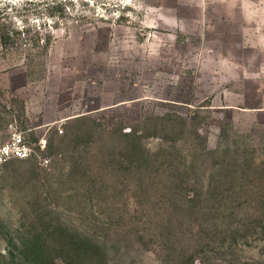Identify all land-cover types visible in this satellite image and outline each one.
I'll return each instance as SVG.
<instances>
[{
	"label": "rangeland",
	"instance_id": "obj_1",
	"mask_svg": "<svg viewBox=\"0 0 264 264\" xmlns=\"http://www.w3.org/2000/svg\"><path fill=\"white\" fill-rule=\"evenodd\" d=\"M152 4L0 0V264H264L258 65Z\"/></svg>",
	"mask_w": 264,
	"mask_h": 264
},
{
	"label": "crops",
	"instance_id": "obj_2",
	"mask_svg": "<svg viewBox=\"0 0 264 264\" xmlns=\"http://www.w3.org/2000/svg\"><path fill=\"white\" fill-rule=\"evenodd\" d=\"M153 1L161 25L223 48V63L257 64L264 79V0Z\"/></svg>",
	"mask_w": 264,
	"mask_h": 264
},
{
	"label": "built area",
	"instance_id": "obj_3",
	"mask_svg": "<svg viewBox=\"0 0 264 264\" xmlns=\"http://www.w3.org/2000/svg\"><path fill=\"white\" fill-rule=\"evenodd\" d=\"M45 147V140H39L34 146L28 143L23 132L14 131L8 141L0 142V167L16 159H36L40 164L48 166L50 160L42 155Z\"/></svg>",
	"mask_w": 264,
	"mask_h": 264
},
{
	"label": "trees",
	"instance_id": "obj_4",
	"mask_svg": "<svg viewBox=\"0 0 264 264\" xmlns=\"http://www.w3.org/2000/svg\"><path fill=\"white\" fill-rule=\"evenodd\" d=\"M10 40V37H7V36H2L1 37V43L3 44V43H7L8 41Z\"/></svg>",
	"mask_w": 264,
	"mask_h": 264
}]
</instances>
